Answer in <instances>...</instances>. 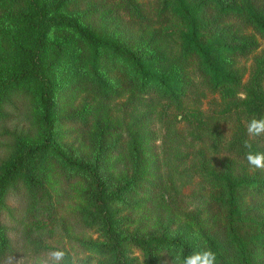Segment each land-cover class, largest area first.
Instances as JSON below:
<instances>
[{
	"label": "rangeland",
	"instance_id": "obj_1",
	"mask_svg": "<svg viewBox=\"0 0 264 264\" xmlns=\"http://www.w3.org/2000/svg\"><path fill=\"white\" fill-rule=\"evenodd\" d=\"M56 1L47 0L59 5L58 13L77 17L92 32L104 34L156 60L165 74L183 76L191 84L179 108L154 96L144 99L135 93L128 66L115 61L100 67L106 81L118 90L116 98L105 102L95 94L88 79L89 57L85 48L69 32L53 31L55 40L63 39V49L53 51V55L62 56L57 66L60 88L56 110L61 115L80 110L91 113V123L86 129L60 128L62 147L73 157L93 163L100 145L107 148L117 144L113 151L105 149L100 160L107 191L123 185L124 177H132L134 173L136 179L149 180L152 187L141 183L128 194L110 199L113 223L109 235L93 218L90 223L77 218L78 211L96 212L84 198L85 193L91 192L89 181L82 178L68 181L56 168L47 165L45 180L51 200L33 217L24 218L18 237L16 234L13 237L19 243L37 239L45 245L65 249L77 264H113L118 255L114 251L116 243L120 245L123 264H141L135 258L136 252L141 254L143 264H173L174 257L180 254L178 247L152 246L147 251L138 241L179 236L199 251L211 249L208 238L232 264H240L237 246L230 241L225 228L226 210L221 201L225 190L202 179L198 172L201 158L218 173L229 171L231 179L262 178L264 170L252 169L233 153L213 150L211 141L200 136H206L202 128L217 125L222 135L230 138L238 120L246 122V104L255 102L257 97L264 99V40L235 20H217L213 8L207 7L201 17L213 40L238 44L246 37H253L259 43L244 56L219 53L222 67L236 76L240 86L212 92L205 83L204 73L198 70L197 58L191 54L184 57L180 52L174 33L182 28L181 22L169 14L159 18L157 0H134L143 11L142 17L129 15L120 0H61L60 4ZM184 1L191 5L199 0ZM220 1L239 3V0ZM23 8L22 0H0V81L12 65L3 36L8 28H14L9 17ZM254 8L264 13V0H256ZM257 86L263 93L257 91ZM11 96H16L17 110L8 111V118L0 123V158L9 152L6 130L28 133L33 141L40 134L34 124V106L24 107L19 96ZM199 121L206 123L201 128L193 127ZM10 204L19 205L13 200ZM235 206L244 220L241 233L252 242L249 246L252 262L264 264V229L248 224L264 221V193L240 194ZM78 240L88 243L92 249ZM97 245L113 246V250L99 253L93 247ZM48 255L27 252L16 259H20L19 264H42Z\"/></svg>",
	"mask_w": 264,
	"mask_h": 264
},
{
	"label": "trees",
	"instance_id": "obj_2",
	"mask_svg": "<svg viewBox=\"0 0 264 264\" xmlns=\"http://www.w3.org/2000/svg\"><path fill=\"white\" fill-rule=\"evenodd\" d=\"M61 0H57L60 4ZM24 8L9 22L14 28H8L4 33L5 47L11 53V69L7 76L0 81V123L9 116L8 111L17 110L15 97L21 98L25 106H34V124L40 131L39 137L33 141L20 130L7 132L9 142L8 154L0 158V264H9L7 257H17L21 253H33L36 256L49 254L52 250L60 249L66 253L69 264H77L65 249L45 245L37 239L20 243L13 237H18L24 218L33 217L37 211L45 208L51 200L45 177L47 165L56 168L68 181L74 179H87L91 192L84 195L88 205L96 210L90 213L86 210L76 212L79 221H87L101 225L106 233L111 235L112 217L109 210L111 198L118 199L120 194H128L141 183L148 187L151 182L141 177L135 178L126 175L123 185L108 192L106 178L102 176L103 164L100 162L103 153L116 149L117 144L107 148L96 149L93 163L84 159L73 157L63 148L60 142V128L75 127L88 128L91 123V113L80 110L72 114H59L56 110V99L59 93L58 61L62 56L53 55V51L63 49V39L55 40L53 31H67L88 53V79L93 86L95 94L103 101L108 102L118 96V90L108 83L100 71L101 66H108L115 61L128 66L132 75L136 95L143 97H157L159 100L179 108L191 84L185 77L175 73L165 74L157 61L142 56L138 51L131 50L125 44L111 39L106 35L97 34L82 26L78 18L58 13L56 3L47 0H22ZM123 8L131 16L142 17L143 11L134 0H120ZM256 0H239L234 5L223 3L220 0H199L188 5L184 0H157V16L163 18L171 15L177 18L182 28L175 31V38L181 54L185 57L191 54L197 58L198 70L204 73L205 83L212 92L236 89L240 81L230 70H225L219 60V53L231 55H246L256 49L258 41L253 37H246L238 44H221L213 40V35L206 30L201 15L207 7L214 10L216 19L229 18L249 27L264 40V13L254 8ZM67 48L66 44L64 46ZM254 88L252 89V95ZM260 93L262 89L257 86ZM245 121L238 120L236 129L231 137L226 139L219 127L213 125L208 129L202 128L200 136L211 141L213 150H225L239 156L246 164L245 154L249 149L244 147V141L250 140L251 151L264 153V135L250 138L246 132L247 123L253 119L264 118V99L255 98V102L247 103L244 109ZM206 122L199 121L193 127H203ZM199 137V136H198ZM135 152L136 149L132 148ZM106 152V151H105ZM198 172L202 179L211 184L222 186L225 196L221 199L226 210L225 228L229 239L238 249L240 264H253L249 246L252 242L241 233L244 220L240 218L235 203L245 192L264 193V177H241L231 179L230 172L218 173L203 163ZM141 181V182H138ZM239 195V196H238ZM10 200L17 201L19 205H11ZM256 229H264V221H250ZM152 240L138 241L148 251L152 246L179 248V255H187L195 251L193 246L176 236L171 239L151 238ZM217 256V264H232L226 254L216 246L211 239L206 240ZM83 246L90 248L88 243L78 240ZM99 253L113 250V246H93ZM116 261L113 264H123L120 258V245L115 244Z\"/></svg>",
	"mask_w": 264,
	"mask_h": 264
},
{
	"label": "clouds",
	"instance_id": "obj_3",
	"mask_svg": "<svg viewBox=\"0 0 264 264\" xmlns=\"http://www.w3.org/2000/svg\"><path fill=\"white\" fill-rule=\"evenodd\" d=\"M246 132L250 138H256L264 135V118L251 119L246 125ZM244 147L249 149L245 154L247 164L252 169L264 170V153L251 151L252 144L250 140L244 141ZM135 258L141 261L143 264V258L139 252L135 253ZM9 264H19L20 259L9 256L7 257ZM42 264H69L66 260V253L63 250H52L48 258L42 262ZM173 264H217L216 253L210 248L194 251L187 255H178L174 257Z\"/></svg>",
	"mask_w": 264,
	"mask_h": 264
}]
</instances>
